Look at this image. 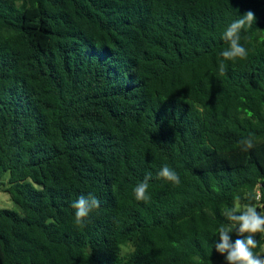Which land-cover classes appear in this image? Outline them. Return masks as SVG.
<instances>
[{"label": "trees", "instance_id": "obj_1", "mask_svg": "<svg viewBox=\"0 0 264 264\" xmlns=\"http://www.w3.org/2000/svg\"><path fill=\"white\" fill-rule=\"evenodd\" d=\"M249 10L248 55L221 73ZM6 173L21 210L0 208V264H226L224 210L264 215V0H0ZM89 193L100 207L77 225Z\"/></svg>", "mask_w": 264, "mask_h": 264}, {"label": "clouds", "instance_id": "obj_2", "mask_svg": "<svg viewBox=\"0 0 264 264\" xmlns=\"http://www.w3.org/2000/svg\"><path fill=\"white\" fill-rule=\"evenodd\" d=\"M255 14L249 10L240 16L239 19L232 21L225 29L222 39L228 43L220 55L223 57L219 61V70L225 71V61H235L244 59L248 55V50L240 43L241 31L251 28L255 22ZM244 150L253 148V140L249 136L240 141ZM158 177L173 182L180 183V177L175 170L164 165ZM151 173L145 175L144 179L133 188V195L138 201H148L149 181ZM71 207L75 210L74 222L77 225H83L93 209L100 207V200L92 193L87 196L81 195ZM228 224H222L216 229L215 236H218V242L214 247L216 252L224 255L226 264H264V254L255 251L260 247V241L257 234H264V215H261L253 205L241 206L234 204L226 208L223 213ZM236 232L237 239L233 242L230 233Z\"/></svg>", "mask_w": 264, "mask_h": 264}, {"label": "rangeland", "instance_id": "obj_3", "mask_svg": "<svg viewBox=\"0 0 264 264\" xmlns=\"http://www.w3.org/2000/svg\"><path fill=\"white\" fill-rule=\"evenodd\" d=\"M9 174L6 173L0 180V208L20 211V207L14 203L10 195L5 192V188L8 186Z\"/></svg>", "mask_w": 264, "mask_h": 264}]
</instances>
